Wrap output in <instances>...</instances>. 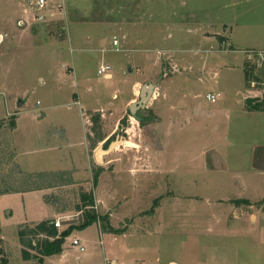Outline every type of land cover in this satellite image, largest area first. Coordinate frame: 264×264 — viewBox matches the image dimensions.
Instances as JSON below:
<instances>
[{"label": "rangeland", "instance_id": "1", "mask_svg": "<svg viewBox=\"0 0 264 264\" xmlns=\"http://www.w3.org/2000/svg\"><path fill=\"white\" fill-rule=\"evenodd\" d=\"M46 7L0 0V31L8 34L0 42V120H18L0 135L18 153L13 164L39 171L67 167L76 154L84 161L81 147L50 146L60 126L74 141L85 125L93 138L115 129L104 148L120 141L104 155L112 161L99 186L88 172L75 185L48 189L49 202L41 190L0 195L11 263L36 262L22 257L21 223L59 216L61 229L80 224L75 202L87 189L120 233L98 220L77 226L65 250L43 264H264V111L248 110L244 100L254 81L263 82L247 50L264 49V0H50ZM102 64L110 76L98 74ZM147 79L161 86L136 112L152 115L143 125L127 102ZM214 92L221 96L212 102Z\"/></svg>", "mask_w": 264, "mask_h": 264}, {"label": "trees", "instance_id": "2", "mask_svg": "<svg viewBox=\"0 0 264 264\" xmlns=\"http://www.w3.org/2000/svg\"><path fill=\"white\" fill-rule=\"evenodd\" d=\"M260 67L262 70L264 69L263 65H260ZM262 72L264 73V70ZM246 74L248 75L247 71ZM247 78H249V76H247ZM260 86L258 85L256 87L257 91L247 88L248 94L246 97V108L248 110L264 111V84H261ZM135 116L143 125L152 121V115H146L142 110H139ZM92 119V129L95 131V134H97L98 131L101 130L100 114H94ZM8 126L12 129L15 128V115H12L9 119L0 120V132L3 128H8ZM88 138L92 142V149H95L98 146L99 141L104 139L103 136L100 138H93L91 132L88 133ZM111 138L112 137L108 138L106 144L111 141ZM2 140L3 138L0 135V194L42 189L45 187L64 189L65 186L75 184L72 172L67 170L25 172L21 170L19 164L18 167H15L13 163L17 162V153L15 150H11L12 152L9 153ZM98 166L99 167L93 174L94 185L97 184L102 172L103 166ZM46 200L49 202L51 196L46 195ZM240 201L242 203H250L248 199H241ZM95 202L94 192L92 190H82L79 198L75 202V208L77 209V212H82L84 214L83 220L80 224L72 221L68 227L63 229L56 226L55 218L44 219L38 222L21 223L18 227V236L22 245V257L25 260H36L33 264H43L44 259L47 256L61 254L64 251L67 237L75 227H84L97 220L101 221V227H107L108 230L113 233H120V228L114 227L110 224L109 213L100 214L96 211L95 205L97 204H95ZM4 241L5 240H3V236H1L0 232V264H12L8 256L5 254Z\"/></svg>", "mask_w": 264, "mask_h": 264}, {"label": "crops", "instance_id": "3", "mask_svg": "<svg viewBox=\"0 0 264 264\" xmlns=\"http://www.w3.org/2000/svg\"><path fill=\"white\" fill-rule=\"evenodd\" d=\"M7 35L8 34H7L6 31H0V42H5L6 39H7V37H8ZM147 80H148V82H152L149 79H147ZM141 83L142 82H138V83L135 84V91H134L132 97L129 98V101L127 102L128 105L131 104L132 102H134L135 99H136L135 95H138V93L141 92V88L143 86ZM153 83L156 85L155 91H154L153 94L155 95V94H157V92L159 94V92H160L159 91V86H161L160 85L161 83H157V84L155 82H153ZM247 94L244 95L245 103H246ZM17 127H18V120H16V126H15L14 129H17ZM60 127H61V130L63 132L61 134L60 141L57 142L58 140L57 139H54L53 141H51V143H50L51 145L50 146L53 147V148H62L63 147L62 144H63V142H65V143H68L69 146H73V149H77L78 147H81L82 148V155L84 156V161H83V159L81 161V159L79 158V155L76 154V155L72 156L71 159H69V160L66 161L67 164H68L67 167L65 166V167H61V168L58 167V168H51V169H41L39 171H44V172H48V171H60V170L70 171V172H72V176H73V178L75 180V184H77L78 183L77 181L79 179L83 178V177L85 178V176H87V173L88 172L90 174V177L89 178L86 177V178L87 179H92L93 178V174H94V171H95L94 168H93V162L96 161L98 163V165L103 166L102 167L103 170H102V172H101V174L99 176L98 182L96 184V185H98L99 184V180L102 178V176L104 174H106V169L108 167V163H110L112 160L107 161L106 158H105V156H104L105 154H104L103 155V161H102L103 163L102 162H98L97 159H96V156H95V151L100 146H103L104 147V142H106L108 140V138L111 137V135L115 132V129H113V131H111L110 134L104 136V139H102L101 141H99L98 146L93 150V154H92L91 153V149H90L91 148V144H89V140H88L87 125L83 126V128H80V130H79V137L75 141L72 138H70L72 131L69 129L68 126L67 127L66 126H60ZM48 134H50L49 131H47L46 137L48 136ZM72 134H73V132H72ZM70 139L72 140L71 142L69 141ZM117 139H119V138H117ZM119 141H120V139H119ZM135 145H138V144L135 143ZM116 149H118V147ZM17 156H18V153H17ZM125 161L126 162H131V161L133 162L134 160H131V157H128L127 160H125ZM19 167L21 168V166H19ZM23 168L25 169L26 166H24ZM28 169L29 170H33L32 168H28ZM28 169H26L25 172H34L35 171V170H33V171H27ZM21 170H23V169L21 168ZM69 186H72V185L65 186V188H67ZM50 188H54V187H47V188L45 187V188H42V189H35V190L45 191L44 194L46 196L47 195L46 194L47 193V190L50 189ZM82 190L83 189H81V191ZM85 190H87V189H85ZM28 191H33V190L16 191V192L4 193V194H11V193H17V192H22L23 193V192H28ZM81 191H80V193H81ZM4 194H0V195H4ZM109 211H111V208L109 209ZM51 218L58 219L59 216L49 217V218H46V219H51ZM26 222H38V221L33 220V221H26ZM65 248H66V246H65ZM172 264H176V263L172 262Z\"/></svg>", "mask_w": 264, "mask_h": 264}, {"label": "built area", "instance_id": "4", "mask_svg": "<svg viewBox=\"0 0 264 264\" xmlns=\"http://www.w3.org/2000/svg\"><path fill=\"white\" fill-rule=\"evenodd\" d=\"M35 5L37 6L38 9L40 10H44L46 9L50 3V0H34ZM46 18V16L44 14H38L36 16L37 20H44ZM114 44L118 45L119 41L117 38L114 39ZM250 58H253V60L257 61L258 64L263 65L264 66V49L260 48V49H248L247 50V59L249 60ZM111 70V66L109 64H102L99 69H98V74L99 75H104V76H110ZM254 81V80H253ZM261 84H264V77H263V82ZM260 85V84H256L255 81L253 82V85H251V89L253 91H257L256 87ZM221 96L220 93H208L207 94V98L212 101L215 102L219 97ZM56 226H58L59 228L61 227L62 222L59 219H56L55 221ZM72 245L76 246L80 249V251H84L85 250V245L84 242H82L79 238H75L72 241Z\"/></svg>", "mask_w": 264, "mask_h": 264}, {"label": "water", "instance_id": "5", "mask_svg": "<svg viewBox=\"0 0 264 264\" xmlns=\"http://www.w3.org/2000/svg\"><path fill=\"white\" fill-rule=\"evenodd\" d=\"M155 87L156 85L153 82H147L143 84L140 92V98L130 104V110L134 116L136 115V112L139 108H144L146 106L147 101H149L155 91ZM117 142H119V139L112 141L107 148H104L103 146L98 147L95 151L97 161L102 162L103 155L112 151L116 146Z\"/></svg>", "mask_w": 264, "mask_h": 264}]
</instances>
